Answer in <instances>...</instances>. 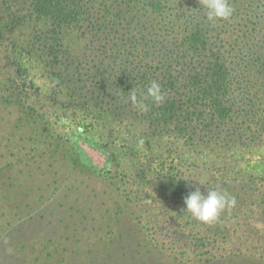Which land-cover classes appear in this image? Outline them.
Instances as JSON below:
<instances>
[{"label":"trees","instance_id":"1","mask_svg":"<svg viewBox=\"0 0 264 264\" xmlns=\"http://www.w3.org/2000/svg\"><path fill=\"white\" fill-rule=\"evenodd\" d=\"M0 59V187L25 184L33 158L48 170L74 152L41 111L39 78L52 107L74 99L91 124L130 127V149L159 162L146 161L141 178L149 174L188 222L218 229L255 208L264 224V190L253 199L240 169L244 151H258L264 166V0H0ZM174 144L188 153L166 159ZM198 154L216 186L186 179ZM70 160L84 167L78 154ZM231 252L214 264H264Z\"/></svg>","mask_w":264,"mask_h":264},{"label":"rangeland","instance_id":"2","mask_svg":"<svg viewBox=\"0 0 264 264\" xmlns=\"http://www.w3.org/2000/svg\"><path fill=\"white\" fill-rule=\"evenodd\" d=\"M3 42L8 49L10 40L5 37ZM3 66L7 64L0 62V77L6 73ZM36 85L40 91H32L41 101L46 99L41 111L53 124L54 135L72 148V157L78 154L85 168L76 167L68 152L55 156L48 170L33 158L25 184L0 187V206L11 204L0 211V264H214L216 257L231 249L252 254L254 261L264 260V224L258 222L263 218L259 209L253 208L246 216L238 213L226 224L228 217H224L218 229L210 230L206 218L203 224L188 222L192 217L181 215L156 183L147 182L149 174L141 178L143 167L147 170L146 161L153 163V168L159 162L156 154L147 159L130 149L126 135L130 127L116 122L95 126L91 110L84 111L74 99L70 106L52 107L44 94L48 85L39 78ZM61 97L69 99L64 94ZM171 147L178 149L176 144ZM167 148H163L168 152L163 153L166 159L188 153L186 148L178 153ZM243 154L240 169L248 173L245 181H253L249 186L254 199L264 190V166L258 151ZM194 156L201 162L191 171L185 168V177L204 186L212 176L210 168L202 163L200 154ZM38 165L44 170H37ZM13 170L15 175L17 170ZM209 183L216 186L220 180L211 178ZM210 257L214 260L205 262Z\"/></svg>","mask_w":264,"mask_h":264}]
</instances>
